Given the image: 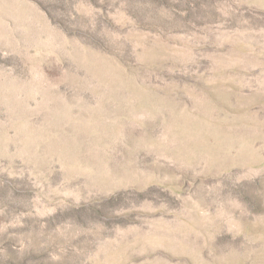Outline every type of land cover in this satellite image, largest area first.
<instances>
[{"label":"rangeland","instance_id":"rangeland-1","mask_svg":"<svg viewBox=\"0 0 264 264\" xmlns=\"http://www.w3.org/2000/svg\"><path fill=\"white\" fill-rule=\"evenodd\" d=\"M0 264H264V0H0Z\"/></svg>","mask_w":264,"mask_h":264}]
</instances>
